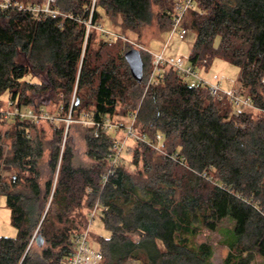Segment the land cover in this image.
Masks as SVG:
<instances>
[{"label": "trees", "instance_id": "1", "mask_svg": "<svg viewBox=\"0 0 264 264\" xmlns=\"http://www.w3.org/2000/svg\"><path fill=\"white\" fill-rule=\"evenodd\" d=\"M175 1L97 0L92 21L119 26L122 35L158 16L172 25ZM57 5L72 18L0 13V107L12 99L62 118L53 122L49 140L39 133L27 138V121L0 120L11 124L7 162L15 171L0 192L17 229L16 237L0 236V264H61L97 200L110 231L93 238L103 264L134 258L141 264H214L213 246L197 236L224 219L232 226L222 240L229 248L222 264H250L256 256L264 264V0H192L186 16L195 35L190 65L207 67L220 58L238 66L257 110L214 98L165 64L160 80L145 89V62L139 77L125 58L131 44L91 29L85 45L90 0ZM120 108L123 116L136 113V132L150 138L161 133L164 150L183 156L185 165L134 140L125 152L132 153L136 170H127L122 157L103 185L115 132L101 128L95 136L93 125L80 123L88 164H75L69 142L61 150L69 114L102 121Z\"/></svg>", "mask_w": 264, "mask_h": 264}, {"label": "built area", "instance_id": "2", "mask_svg": "<svg viewBox=\"0 0 264 264\" xmlns=\"http://www.w3.org/2000/svg\"><path fill=\"white\" fill-rule=\"evenodd\" d=\"M97 0H90V7L86 9L89 12L88 19H85L83 22L86 25L85 33V45L88 40L90 30L96 29L103 36L108 39L114 40L117 38L123 39L138 49H143L144 47L138 44L137 42L131 41L125 35H122L120 32L108 28L104 25H94L92 21L94 9L96 6ZM58 0H40L39 2H29L24 0H0V13L10 14L11 12H23L30 14L36 20H44L47 18H72V15L62 11L58 5ZM175 12L173 14V24L171 29V34H177L182 37L187 34V27L182 24L183 17H185L187 11L192 8V0H176L174 2ZM82 21V19H78ZM160 64H169L174 69H176L180 74H182L186 79H188L193 84H201L205 86L210 94V96L223 99L228 98L231 100L233 105L239 109H260L254 102L253 98L244 95L239 90H225L219 84L211 83L203 79L196 69L188 64L185 65L183 60L179 61H169L165 60L162 53L155 54L154 57V69L151 72L148 85L157 83L161 78V67ZM264 83V79L262 80ZM132 119L129 124H124L122 122H114L111 118H105L102 121H94L88 116L82 117L81 121L88 125H93L95 127L94 134L95 136L99 135V129L103 128L108 131L117 132L118 130H123L125 136L123 139L115 140L110 144L107 151L108 158V168L106 173L103 176L102 184L104 185L108 180L109 176L113 173L116 165L122 159V154L124 149L127 147V139L133 138L134 140L141 141L155 150L167 155L171 159L177 161L180 165H185V159L183 156H180L176 153H167L164 150L162 144V134L156 133L154 137H149L146 134H140L135 131L133 123L136 117V113L131 115ZM0 120L14 121L21 120L27 121L29 124H34L42 120L50 121H59L62 120L59 117L58 113H51L45 106H22L18 105L14 100L7 99L4 106L0 107ZM72 118L69 114L65 118V122L71 121ZM25 132L26 137L30 139V135ZM9 153V147L5 144L3 138L0 136V189L5 185V180L10 174V165L7 162V157ZM101 205L99 200L96 201L94 206L89 212L88 222L86 227L75 235L74 239V250L73 252L62 260L61 264H103V254L99 249L94 248L90 241V228L97 216L98 212H101Z\"/></svg>", "mask_w": 264, "mask_h": 264}, {"label": "rangeland", "instance_id": "3", "mask_svg": "<svg viewBox=\"0 0 264 264\" xmlns=\"http://www.w3.org/2000/svg\"><path fill=\"white\" fill-rule=\"evenodd\" d=\"M171 4L172 6H174L173 2H171ZM155 11H158L157 7H155ZM186 16L187 13L185 17H183L182 24L187 27V34L182 37L178 36L177 34L172 35L171 34L172 25L170 23V19H166V18L160 19L159 16L152 23L142 26L140 29H138V32L130 31V30H126L124 32L125 36L128 37L131 41L137 42L138 44L144 47V50L143 49H139V50H142V55L144 58V62L146 64L145 89L148 88V79L151 72L154 69L155 54L162 53L165 60H169V61L183 60L185 65L190 64L188 60V56L195 42V35L194 33L190 32L188 29ZM113 27L116 28V31L122 32V29L119 26L118 27L113 26ZM96 39L99 41L97 37ZM133 48H137V47L133 46ZM161 65L164 64H160V66ZM198 66L199 67H195L196 71L206 81L219 84L225 90L230 91L232 89H235V90H239L240 92H243L244 95H247L248 90L242 87L241 82L238 79L240 74V68L238 66L220 58L213 59L211 64L207 67L202 66L200 64ZM169 67H170L169 64H165L164 69L168 70ZM49 108L54 109V106H50ZM121 108H120V113L114 115L112 121L129 124L132 118L128 116H123V111L121 110ZM81 119L80 120L72 119L71 121L65 123L66 135L64 134V138L61 144V150H63L65 144L66 143L68 144V142L70 143L71 147L74 150V155H75L74 162L76 165H85L91 162V160L86 154V145L82 137L83 129L80 126V123L84 125H88V124H86V122L84 123L83 121H81ZM55 122L58 123V121ZM9 128H11V124H7V123L0 124V136L3 138L5 144L10 148L11 138L8 136L7 133V130ZM54 128H55V124L53 123V121L42 120L39 121V123L30 124V127L27 129L28 131L27 133L30 135V139H34L35 136L39 133L41 135L43 134L42 136H44L43 138L45 140H49L53 137ZM115 136L117 137V140L123 139L125 133L123 130H118L117 132H115ZM127 145L135 147L136 142L134 141L133 138H128ZM125 150L126 148L124 149V152L122 154L123 155L122 157H124L123 159L124 161L122 163L125 165L127 170L133 172L136 170V167L132 163V153H130V151L129 153H126ZM47 157H48V150L45 152L43 156V161H46ZM14 173L15 171L13 167H10V174L6 178L5 185L2 187V189H0V191L5 190L7 188V186L11 182V178L14 176ZM43 181L44 178H42V182ZM231 226H232V222L228 219H224L219 223V226L215 231H210L207 228H203L200 234L197 236L198 241H207L213 246L214 253L211 258V261L214 264H222L223 259L226 257L229 251L228 246L222 243V240L225 237L224 233H227L228 232L227 229H231ZM97 235H101L104 237L110 236V231H108L103 225V222L100 217V212H98L97 216L95 217V220L93 221V224L91 225L90 235H89V241L91 245L94 248L99 249L97 242L93 240V238L95 239ZM0 236H7V237L17 236V229L11 223V210L7 205L6 194L4 192H0ZM33 247L34 249H36L35 244L33 245ZM141 263L142 261L140 259L134 258L128 260L125 264H141ZM250 264H263V263L261 258L259 256H256L255 259Z\"/></svg>", "mask_w": 264, "mask_h": 264}, {"label": "water", "instance_id": "4", "mask_svg": "<svg viewBox=\"0 0 264 264\" xmlns=\"http://www.w3.org/2000/svg\"><path fill=\"white\" fill-rule=\"evenodd\" d=\"M125 58L130 64L133 71L138 72V76L141 77L144 69V61L141 51L137 48H130L125 53Z\"/></svg>", "mask_w": 264, "mask_h": 264}]
</instances>
